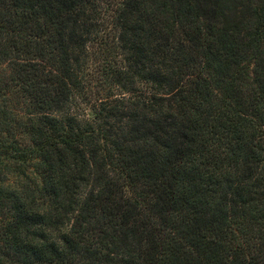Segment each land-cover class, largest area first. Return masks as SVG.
<instances>
[{"label":"trees","instance_id":"16d2710c","mask_svg":"<svg viewBox=\"0 0 264 264\" xmlns=\"http://www.w3.org/2000/svg\"><path fill=\"white\" fill-rule=\"evenodd\" d=\"M0 264H264V0H0Z\"/></svg>","mask_w":264,"mask_h":264}]
</instances>
